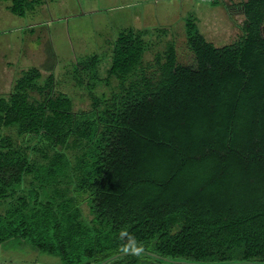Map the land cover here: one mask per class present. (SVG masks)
Returning a JSON list of instances; mask_svg holds the SVG:
<instances>
[{
    "label": "trees",
    "instance_id": "trees-1",
    "mask_svg": "<svg viewBox=\"0 0 264 264\" xmlns=\"http://www.w3.org/2000/svg\"><path fill=\"white\" fill-rule=\"evenodd\" d=\"M231 9L243 16L237 39L216 47L186 18L182 50L169 41L148 65L145 32L119 35L108 76L121 91L86 111L42 94L52 79L38 87L36 69L14 81L0 96V131L16 138L0 133V251L57 264H264V0Z\"/></svg>",
    "mask_w": 264,
    "mask_h": 264
},
{
    "label": "rangeland",
    "instance_id": "rangeland-1",
    "mask_svg": "<svg viewBox=\"0 0 264 264\" xmlns=\"http://www.w3.org/2000/svg\"><path fill=\"white\" fill-rule=\"evenodd\" d=\"M79 1H84L83 10L94 12L85 17L75 16L78 7L72 4L71 9H67L68 14L65 6L59 5L57 0H35L28 6L21 5L24 19L11 17L1 8L0 59L5 55L12 71H8L0 95L6 96L14 88L11 84L16 75L36 69L41 75L36 82L38 87L43 88L49 77L52 79L51 88L42 94H62L71 100L74 111H86L90 109L93 98L106 102L121 91L120 79L108 76L112 47L119 35L137 28L145 31L142 62L148 65L169 41H174L176 48L182 50L184 31L178 27L179 20H196L201 35L216 47L237 39L243 21L240 11L235 9L229 10L230 17H226L221 0L214 3L202 0H135L140 4L133 7L123 6L132 0ZM232 2L235 4L238 0ZM42 3L45 6L41 7ZM30 10L37 11L28 16L26 13ZM61 15L66 18L60 20ZM175 21L178 22L176 25ZM29 24H36L33 31L27 29ZM169 26L174 29L172 32ZM185 57L182 56L181 60L185 61ZM90 58H96L97 66L77 72V64ZM31 96L43 100L36 91ZM0 133L11 134L16 139L12 130L4 129ZM80 207L83 215L89 218L85 204ZM0 264L57 262L30 251L6 248L0 251Z\"/></svg>",
    "mask_w": 264,
    "mask_h": 264
},
{
    "label": "crops",
    "instance_id": "crops-1",
    "mask_svg": "<svg viewBox=\"0 0 264 264\" xmlns=\"http://www.w3.org/2000/svg\"><path fill=\"white\" fill-rule=\"evenodd\" d=\"M34 1L35 0H22V5L28 6V5L32 4V2H34ZM57 1L59 2V5L65 6L66 11H68L67 9H71L72 4H76L77 7H78V13L75 16L85 17L86 15L94 12V11H85V10H83V7L82 6H83L84 1H79V0H57ZM246 1L247 0H238V2L235 3V4H238L240 2H246ZM221 3H222L221 7H222V10H223L224 14L226 15V17H230V12L228 10H226V7H231L232 5H234V3L232 2V0H221ZM138 4H140L139 1L132 0V1L128 2L126 5H123V6H132L133 7V6H136ZM42 6H45V3H42L41 4V7ZM46 6H47V4H46ZM2 7L4 9V12L5 13H9L11 15V17L19 18V19H24V14H22V13L21 14H15V13L12 12L11 9L13 7V0H0V16L2 15V11H1L2 10L1 8ZM36 11L37 10H30L26 14L29 16L30 14L35 13ZM44 12H45V10H44ZM67 13L69 14V11ZM68 14H66V15H68ZM65 18H66L65 15H61L60 20L61 19H65ZM229 20H230V18H229ZM176 21L174 22V25H176V23L179 22L178 27H180V29L183 30V21H181V20H179L178 22H176ZM35 26H36V24H29L27 29L29 31H33L35 29ZM135 30H134L135 32H141V31L142 32H145L143 29L142 30H139V28H137ZM173 30L174 29L170 27V31L172 32ZM143 37H145V36H143ZM8 66H9V63H7V59H6L5 55H4V56H2V59H0V69H1L0 70V88H1V86H4L5 80H7V73H8V71H12V67L10 69ZM23 72L24 71H22L19 75H16L17 77L14 79V81L18 77H20V75ZM14 81L11 84L12 86L14 84ZM0 96H3V95H0Z\"/></svg>",
    "mask_w": 264,
    "mask_h": 264
},
{
    "label": "flooded vegetation",
    "instance_id": "flooded-vegetation-1",
    "mask_svg": "<svg viewBox=\"0 0 264 264\" xmlns=\"http://www.w3.org/2000/svg\"><path fill=\"white\" fill-rule=\"evenodd\" d=\"M238 11H240V10H238ZM240 13H241V11H240ZM260 32H261L262 37L264 38V17H263V20H262V23L260 26Z\"/></svg>",
    "mask_w": 264,
    "mask_h": 264
},
{
    "label": "built area",
    "instance_id": "built-area-1",
    "mask_svg": "<svg viewBox=\"0 0 264 264\" xmlns=\"http://www.w3.org/2000/svg\"><path fill=\"white\" fill-rule=\"evenodd\" d=\"M202 1H213V0H202Z\"/></svg>",
    "mask_w": 264,
    "mask_h": 264
}]
</instances>
